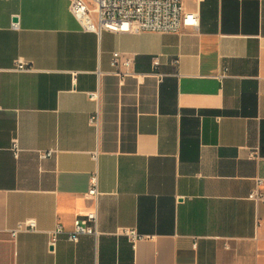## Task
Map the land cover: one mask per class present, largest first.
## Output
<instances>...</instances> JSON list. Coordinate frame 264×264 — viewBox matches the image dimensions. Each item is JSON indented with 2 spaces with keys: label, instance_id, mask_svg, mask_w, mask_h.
Masks as SVG:
<instances>
[{
  "label": "crops",
  "instance_id": "1",
  "mask_svg": "<svg viewBox=\"0 0 264 264\" xmlns=\"http://www.w3.org/2000/svg\"><path fill=\"white\" fill-rule=\"evenodd\" d=\"M181 4L196 29L97 36L68 0H0V264H264V0ZM93 172L100 235L71 242Z\"/></svg>",
  "mask_w": 264,
  "mask_h": 264
},
{
  "label": "built area",
  "instance_id": "2",
  "mask_svg": "<svg viewBox=\"0 0 264 264\" xmlns=\"http://www.w3.org/2000/svg\"><path fill=\"white\" fill-rule=\"evenodd\" d=\"M69 9L77 20L81 29L99 36L102 32L110 33H133L138 31L156 32V33H180L184 29H196L198 27V14L196 12H186L183 10L181 0H68ZM17 27V23H13ZM153 67L159 65L158 58L153 59ZM130 61L121 57L119 52L112 53L110 66L112 74L120 83L134 74L129 72ZM16 71H26V65L18 61L15 67ZM1 72V70H0ZM153 76L161 79L160 73L152 72ZM89 98L98 101L99 92L89 93ZM98 113L89 118L90 125L98 124ZM14 158H17L21 149L18 139L14 137L9 147ZM53 151H38L40 159H46L52 155ZM95 157V155H94ZM262 180L256 181V188L250 193L248 198L254 201H264V196L259 192ZM98 175L93 172L89 177V187L87 196L94 201L95 209L85 215L84 218L76 219L73 223V229L68 233V240L77 242L79 236L89 235L97 238L100 232L97 228V198ZM35 223L28 219L19 222L15 229L9 231L11 238H15L17 233L25 229H34ZM60 232L57 228L52 231L49 241L50 247L54 246L56 234ZM131 244H135L146 238L138 234L133 229H122Z\"/></svg>",
  "mask_w": 264,
  "mask_h": 264
}]
</instances>
